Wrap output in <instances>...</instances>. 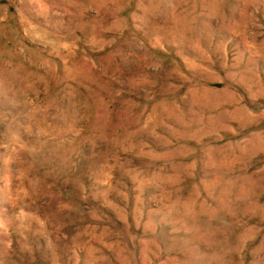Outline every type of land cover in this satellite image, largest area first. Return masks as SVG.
Masks as SVG:
<instances>
[{
    "label": "rangeland",
    "instance_id": "rangeland-1",
    "mask_svg": "<svg viewBox=\"0 0 264 264\" xmlns=\"http://www.w3.org/2000/svg\"><path fill=\"white\" fill-rule=\"evenodd\" d=\"M82 1L0 0V264H264V0Z\"/></svg>",
    "mask_w": 264,
    "mask_h": 264
},
{
    "label": "bare ground",
    "instance_id": "bare-ground-1",
    "mask_svg": "<svg viewBox=\"0 0 264 264\" xmlns=\"http://www.w3.org/2000/svg\"><path fill=\"white\" fill-rule=\"evenodd\" d=\"M108 1L110 0H102L100 3H107ZM192 1V0H191ZM217 1V0H215ZM222 1V0H221ZM195 2L199 5H201V7L206 8V9H209L208 5L205 3V0H195ZM218 2V1H217ZM216 2V3H217ZM95 4L96 3V0H83L81 2L82 6H86L87 4ZM166 3H171V0H166ZM192 3V2H191ZM208 3V2H207ZM215 3V2H214ZM195 6V5H194ZM192 8V7H191ZM212 8V7H211ZM188 9V8H187ZM205 9V10H206ZM193 10H196L195 7L193 8ZM199 10V9H198ZM213 12V9L210 10ZM225 11V10H224ZM197 12V11H196ZM208 14V13H207ZM224 14V13H223ZM172 17H173V20L172 22H174V26L178 28V31H180V33L182 34H185L187 32L189 33H192L194 32L193 31V28L191 23H193V21H195L196 19L197 20H201L200 16L197 15L198 17H195L193 16L192 12H189L187 11L186 12H183V13H176L174 14V12L172 11V13L170 14ZM202 15V14H201ZM225 16V15H224ZM211 18V17H210ZM200 22H203V20H201ZM200 24V23H199ZM204 24V23H203ZM207 25V24H205ZM196 26V25H195ZM205 27V26H204ZM208 28V27H207ZM196 29V28H195ZM204 29V28H203ZM206 29V28H205ZM208 30V29H207ZM205 31V30H203ZM196 32V31H195ZM199 32V31H198ZM208 32V31H207ZM201 33V32H200ZM215 33V32H214ZM197 35V33H195ZM194 34V35H195ZM202 34V33H201ZM207 34V33H206ZM204 34H203V38H204ZM198 40V38H197ZM200 40V39H199ZM252 142L255 143V145H258L259 148H263L264 146V143H263V138L261 137V135H259L258 133L257 134H254L253 137H252ZM257 149V148H256Z\"/></svg>",
    "mask_w": 264,
    "mask_h": 264
}]
</instances>
